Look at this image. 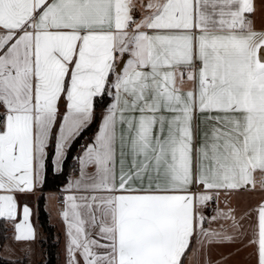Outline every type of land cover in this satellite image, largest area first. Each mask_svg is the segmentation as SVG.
Returning <instances> with one entry per match:
<instances>
[{
	"label": "snow or ice",
	"instance_id": "6c2138e0",
	"mask_svg": "<svg viewBox=\"0 0 264 264\" xmlns=\"http://www.w3.org/2000/svg\"><path fill=\"white\" fill-rule=\"evenodd\" d=\"M262 9L0 0V221L13 239H36L18 195L72 159L66 264H221L212 250L238 244L264 264V197L232 205L264 193Z\"/></svg>",
	"mask_w": 264,
	"mask_h": 264
},
{
	"label": "crops",
	"instance_id": "0c3cea01",
	"mask_svg": "<svg viewBox=\"0 0 264 264\" xmlns=\"http://www.w3.org/2000/svg\"><path fill=\"white\" fill-rule=\"evenodd\" d=\"M139 18V15H137ZM258 27L264 23V9L257 14ZM72 173L68 180L71 179ZM68 182V181H67ZM67 182L59 189L48 190L45 193V209L48 212L51 224L54 226L58 236V248L55 264H66V224L64 223L61 210L62 204L58 203L59 199H63L66 195L64 189ZM42 191H37L34 194L18 195V201L21 204L27 203L32 208L31 222L36 231V239L33 242L24 243L17 242L13 239V226L6 222L7 233L6 239L0 245V257L11 261H23L25 264H48L49 263V246L46 229L40 220L39 196ZM264 197V193L259 191H249L234 194L232 197V205L238 207L240 211L246 210L254 205L259 199ZM211 209H206V212H211L214 205H210ZM221 207L223 205L221 204ZM20 217H18L19 219ZM238 249V250H237ZM252 249L243 245H234L232 247L214 248L211 252L213 261H221V264H255V258L251 255ZM191 264H200L199 257H194Z\"/></svg>",
	"mask_w": 264,
	"mask_h": 264
},
{
	"label": "trees",
	"instance_id": "16d2710c",
	"mask_svg": "<svg viewBox=\"0 0 264 264\" xmlns=\"http://www.w3.org/2000/svg\"><path fill=\"white\" fill-rule=\"evenodd\" d=\"M103 111V106L97 107V115ZM96 130L95 125L92 126L91 131L83 137L79 143L75 145L72 150V155L75 156L79 150L81 145L85 142L88 136H91ZM74 160L69 159L67 162L66 173L62 175L60 178H55L52 173L48 174V181L47 184L42 188V193L39 196V209H40V220L42 221L46 232H47V239H48V246H49V263L48 264H55L56 262V254L58 248V236L55 231L54 226L51 224L48 212L45 209V193L48 190H56L59 189L63 184H65L71 173H72V165L74 164ZM7 233V225L6 222L0 221V245H2L6 239ZM0 264H25L23 261H11L0 257Z\"/></svg>",
	"mask_w": 264,
	"mask_h": 264
},
{
	"label": "built area",
	"instance_id": "2783aa9c",
	"mask_svg": "<svg viewBox=\"0 0 264 264\" xmlns=\"http://www.w3.org/2000/svg\"><path fill=\"white\" fill-rule=\"evenodd\" d=\"M58 203L63 205L64 204V200L63 199H59ZM209 209H211V206H209Z\"/></svg>",
	"mask_w": 264,
	"mask_h": 264
}]
</instances>
